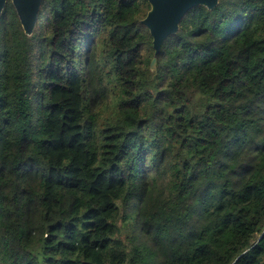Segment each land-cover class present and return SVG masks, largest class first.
<instances>
[{
    "label": "trees",
    "instance_id": "obj_1",
    "mask_svg": "<svg viewBox=\"0 0 264 264\" xmlns=\"http://www.w3.org/2000/svg\"><path fill=\"white\" fill-rule=\"evenodd\" d=\"M0 16V264H264V0Z\"/></svg>",
    "mask_w": 264,
    "mask_h": 264
},
{
    "label": "water",
    "instance_id": "obj_2",
    "mask_svg": "<svg viewBox=\"0 0 264 264\" xmlns=\"http://www.w3.org/2000/svg\"><path fill=\"white\" fill-rule=\"evenodd\" d=\"M14 8L21 28L26 36H31L38 21V12L42 0H0V16L7 2ZM149 11L141 21L152 39L154 57L150 70H155L156 57L164 41L178 31L179 23L184 15L196 7L212 10L219 0H146Z\"/></svg>",
    "mask_w": 264,
    "mask_h": 264
}]
</instances>
